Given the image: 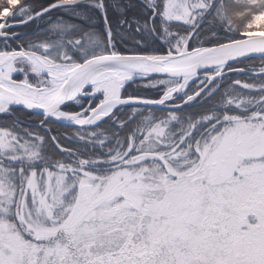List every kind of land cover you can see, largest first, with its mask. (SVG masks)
<instances>
[{
	"label": "snow or ice",
	"instance_id": "1",
	"mask_svg": "<svg viewBox=\"0 0 264 264\" xmlns=\"http://www.w3.org/2000/svg\"><path fill=\"white\" fill-rule=\"evenodd\" d=\"M0 264H264V0H0Z\"/></svg>",
	"mask_w": 264,
	"mask_h": 264
}]
</instances>
